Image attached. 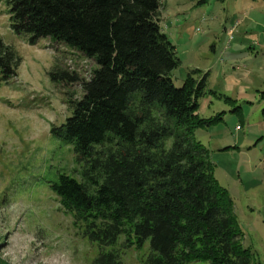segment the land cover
<instances>
[{
	"label": "trees",
	"instance_id": "obj_1",
	"mask_svg": "<svg viewBox=\"0 0 264 264\" xmlns=\"http://www.w3.org/2000/svg\"><path fill=\"white\" fill-rule=\"evenodd\" d=\"M4 1L11 31L27 34L29 44L50 37L96 64L84 79L57 63L48 71L81 89L68 101L71 114L50 127L71 145L80 179L59 173L50 189L97 244L90 264H120L119 250L145 241L142 264H250L233 202L193 136L218 119L196 112L214 91L204 89V76L192 77L196 70L172 83L179 60L159 29L158 0ZM19 62L0 43V80Z\"/></svg>",
	"mask_w": 264,
	"mask_h": 264
},
{
	"label": "rangeland",
	"instance_id": "obj_2",
	"mask_svg": "<svg viewBox=\"0 0 264 264\" xmlns=\"http://www.w3.org/2000/svg\"><path fill=\"white\" fill-rule=\"evenodd\" d=\"M199 1L158 0L159 29L179 60L170 78L179 86L196 70L192 77L204 76V89L214 91L198 100L197 113L218 119L193 136L233 202L250 264H264V0ZM232 18L237 25L229 33ZM28 37L11 31L8 5L0 1V43L20 61L14 76L0 80V258L8 264H90L97 244L81 235L50 189L59 173L80 179L71 145L50 127L71 114L68 101L79 99L81 89L52 80L48 71L57 63L84 79L96 64L50 37L34 44ZM121 242L123 236L114 248ZM119 252L120 264H142L147 241Z\"/></svg>",
	"mask_w": 264,
	"mask_h": 264
},
{
	"label": "crops",
	"instance_id": "obj_3",
	"mask_svg": "<svg viewBox=\"0 0 264 264\" xmlns=\"http://www.w3.org/2000/svg\"><path fill=\"white\" fill-rule=\"evenodd\" d=\"M204 1H199V2H197V5H200V4H202ZM235 25H237V21H235L233 18H232V20H231V24H230V26H231V30L229 31V33L230 32H233L232 30L234 29V27H235ZM257 37V36H256ZM248 38H253V36L252 35H248ZM234 79H235V77H233L232 78V82L234 81ZM197 109H198V107H197ZM197 112V111H196Z\"/></svg>",
	"mask_w": 264,
	"mask_h": 264
},
{
	"label": "built area",
	"instance_id": "obj_4",
	"mask_svg": "<svg viewBox=\"0 0 264 264\" xmlns=\"http://www.w3.org/2000/svg\"><path fill=\"white\" fill-rule=\"evenodd\" d=\"M230 30H231V29H230ZM230 30H229V31H230Z\"/></svg>",
	"mask_w": 264,
	"mask_h": 264
}]
</instances>
